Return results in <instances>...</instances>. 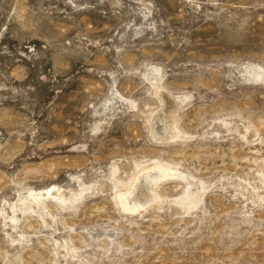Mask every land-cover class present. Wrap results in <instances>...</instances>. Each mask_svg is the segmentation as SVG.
<instances>
[{
  "label": "rangeland",
  "instance_id": "374dc122",
  "mask_svg": "<svg viewBox=\"0 0 264 264\" xmlns=\"http://www.w3.org/2000/svg\"><path fill=\"white\" fill-rule=\"evenodd\" d=\"M0 264H264V0H0Z\"/></svg>",
  "mask_w": 264,
  "mask_h": 264
},
{
  "label": "bare ground",
  "instance_id": "6f19581e",
  "mask_svg": "<svg viewBox=\"0 0 264 264\" xmlns=\"http://www.w3.org/2000/svg\"><path fill=\"white\" fill-rule=\"evenodd\" d=\"M54 190H55V188L53 187V188L50 190V192H51V191H54ZM50 192H49V193H50Z\"/></svg>",
  "mask_w": 264,
  "mask_h": 264
}]
</instances>
